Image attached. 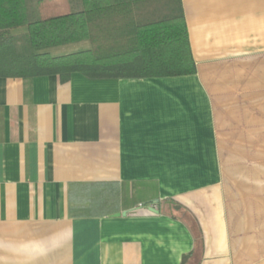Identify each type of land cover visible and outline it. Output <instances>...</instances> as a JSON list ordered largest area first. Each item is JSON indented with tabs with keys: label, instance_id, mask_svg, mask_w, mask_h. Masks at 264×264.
<instances>
[{
	"label": "crops",
	"instance_id": "crops-1",
	"mask_svg": "<svg viewBox=\"0 0 264 264\" xmlns=\"http://www.w3.org/2000/svg\"><path fill=\"white\" fill-rule=\"evenodd\" d=\"M182 7L193 74L0 76V264H264V0Z\"/></svg>",
	"mask_w": 264,
	"mask_h": 264
},
{
	"label": "trees",
	"instance_id": "trees-1",
	"mask_svg": "<svg viewBox=\"0 0 264 264\" xmlns=\"http://www.w3.org/2000/svg\"><path fill=\"white\" fill-rule=\"evenodd\" d=\"M81 39L90 40L89 51H45ZM110 44L120 52H104ZM75 71L94 79L195 73L182 0H0L1 77L67 81Z\"/></svg>",
	"mask_w": 264,
	"mask_h": 264
},
{
	"label": "water",
	"instance_id": "water-1",
	"mask_svg": "<svg viewBox=\"0 0 264 264\" xmlns=\"http://www.w3.org/2000/svg\"><path fill=\"white\" fill-rule=\"evenodd\" d=\"M150 209L157 212V210L154 207H151ZM117 215H119V214H117Z\"/></svg>",
	"mask_w": 264,
	"mask_h": 264
},
{
	"label": "rangeland",
	"instance_id": "rangeland-1",
	"mask_svg": "<svg viewBox=\"0 0 264 264\" xmlns=\"http://www.w3.org/2000/svg\"><path fill=\"white\" fill-rule=\"evenodd\" d=\"M51 53H58V52H51Z\"/></svg>",
	"mask_w": 264,
	"mask_h": 264
}]
</instances>
